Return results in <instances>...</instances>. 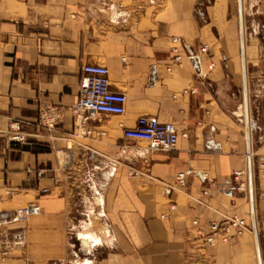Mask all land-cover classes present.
Returning a JSON list of instances; mask_svg holds the SVG:
<instances>
[{"label":"crops","instance_id":"1","mask_svg":"<svg viewBox=\"0 0 264 264\" xmlns=\"http://www.w3.org/2000/svg\"><path fill=\"white\" fill-rule=\"evenodd\" d=\"M242 13L264 264V0H242ZM89 63L107 67L125 113L96 114L98 138L76 136L68 110L52 131L39 127V104H73ZM239 66L237 0H0V264H258L248 179L232 197L219 190L248 166ZM140 116L173 122L175 149L126 138L118 122ZM11 119L25 122L26 144H6ZM185 168L207 176L165 192ZM29 204L39 212L16 219ZM231 216L247 220L242 233L201 239L208 222Z\"/></svg>","mask_w":264,"mask_h":264},{"label":"built area","instance_id":"2","mask_svg":"<svg viewBox=\"0 0 264 264\" xmlns=\"http://www.w3.org/2000/svg\"><path fill=\"white\" fill-rule=\"evenodd\" d=\"M179 41L178 36H172L169 47L172 59L177 63L182 62V56L177 48ZM206 50V46L201 47V52ZM194 90L191 88L190 92H194ZM184 91L186 92V90ZM79 92V98L69 106L41 102L38 106L36 124L50 132L61 122L65 111L68 110L72 115L76 136L98 138L105 132L95 130L89 124L96 114L123 115L125 113L127 96L123 91L112 89L108 69L105 65L89 63L81 66ZM118 126L122 128L126 138L145 142L151 151L170 152L176 147L178 133L173 122H161L154 116H140L133 127L127 128L123 122H118ZM27 141L25 122L11 119L6 128V144L18 146L26 144ZM128 173L134 175L136 171L129 169ZM191 175L205 177L207 173L192 168L178 170L174 174L172 184L165 186V192L169 193L173 187H185L187 178ZM246 189L247 172L245 170H234L232 182L224 188H219L228 197H232L235 192H244ZM203 193H207V191L204 190ZM173 208L174 205H171V209ZM38 212V205L29 204L18 208L14 217L21 220L36 215ZM193 223L196 224L197 220H194ZM246 228L247 220L244 217L231 216L224 220L208 222L206 229L199 231V236L205 243L214 245L218 240L225 241L242 233Z\"/></svg>","mask_w":264,"mask_h":264},{"label":"water","instance_id":"3","mask_svg":"<svg viewBox=\"0 0 264 264\" xmlns=\"http://www.w3.org/2000/svg\"><path fill=\"white\" fill-rule=\"evenodd\" d=\"M238 1V20H239V38H240V57H241V69H242V92H243V103H244V120H245V136L247 142V155H248V166H247V179H248V193H249V204H250V217L252 229L255 237V244L258 256V264H262L259 242L256 228L255 218V207L253 198V178H252V166L250 158V128L253 127V122L249 117L248 109V92H247V80H246V64H245V50H244V28H243V16L241 10V0ZM194 57V56H193Z\"/></svg>","mask_w":264,"mask_h":264},{"label":"rangeland","instance_id":"4","mask_svg":"<svg viewBox=\"0 0 264 264\" xmlns=\"http://www.w3.org/2000/svg\"><path fill=\"white\" fill-rule=\"evenodd\" d=\"M237 7H238V2H237ZM243 16V13H242ZM244 28V27H243ZM252 68L249 67V70H251ZM238 82L240 83L241 86V70H240V66H239V70H238ZM248 101H249V95H248ZM242 102V92L240 90V103ZM248 109H249V103H248ZM147 145V144H146Z\"/></svg>","mask_w":264,"mask_h":264},{"label":"trees","instance_id":"5","mask_svg":"<svg viewBox=\"0 0 264 264\" xmlns=\"http://www.w3.org/2000/svg\"><path fill=\"white\" fill-rule=\"evenodd\" d=\"M33 147L39 150H47V147L43 146L41 143L36 142L33 144Z\"/></svg>","mask_w":264,"mask_h":264},{"label":"bare ground","instance_id":"6","mask_svg":"<svg viewBox=\"0 0 264 264\" xmlns=\"http://www.w3.org/2000/svg\"><path fill=\"white\" fill-rule=\"evenodd\" d=\"M238 2V1H237ZM241 10H242V0H241ZM242 68V67H241ZM241 71H242V69H241ZM243 93V92H242ZM243 106H244V103H243Z\"/></svg>","mask_w":264,"mask_h":264}]
</instances>
